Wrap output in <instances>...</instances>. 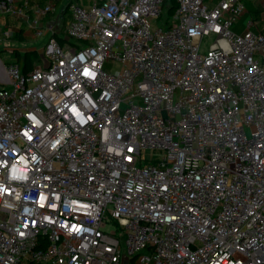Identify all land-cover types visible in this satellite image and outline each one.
I'll use <instances>...</instances> for the list:
<instances>
[{
	"label": "built area",
	"instance_id": "built-area-1",
	"mask_svg": "<svg viewBox=\"0 0 264 264\" xmlns=\"http://www.w3.org/2000/svg\"><path fill=\"white\" fill-rule=\"evenodd\" d=\"M28 7L0 0V44ZM67 9H30L43 66L0 65V264H264V34L232 31L242 2Z\"/></svg>",
	"mask_w": 264,
	"mask_h": 264
},
{
	"label": "crops",
	"instance_id": "crops-1",
	"mask_svg": "<svg viewBox=\"0 0 264 264\" xmlns=\"http://www.w3.org/2000/svg\"><path fill=\"white\" fill-rule=\"evenodd\" d=\"M28 2V16L22 19H16V18H6L1 21V27L3 28V31L12 33V36H15L17 41L22 42L20 45L21 47H18L17 45H13L11 48H6L4 42L3 44H0V52H6V61L4 64H7L8 62L13 61L12 54L13 52L17 51L19 54H24L27 52H34L39 46L40 50L42 49V40H36L32 36V26L30 25L31 21V14L30 9L34 6H45V5H53L54 6V12L49 14L46 17L47 22H53L58 19L63 18L64 16L68 15L67 12L65 13V8L69 4H76L81 7H88L94 0H26ZM242 4L244 5V12L240 16V18L233 24L232 31L235 34H243L246 31H251L255 34H264V0H240ZM205 4L209 7L214 6L217 3V0H204ZM65 13V14H64ZM15 23H18L21 25L20 27H17ZM21 36V37H20ZM10 37V38H11ZM9 38V39H10ZM24 40V41H23ZM29 41V46L28 43ZM34 41H38L39 44L37 47H34L33 43ZM19 42H13L14 44H17ZM24 42V43H23ZM35 66H38L37 63H35ZM5 83V81H4Z\"/></svg>",
	"mask_w": 264,
	"mask_h": 264
},
{
	"label": "rangeland",
	"instance_id": "rangeland-1",
	"mask_svg": "<svg viewBox=\"0 0 264 264\" xmlns=\"http://www.w3.org/2000/svg\"><path fill=\"white\" fill-rule=\"evenodd\" d=\"M66 17H68V15ZM15 24H16L17 27H20L21 26L18 23H15ZM17 39L18 38H16L15 36H13L10 39H8L7 40V43L5 44L6 48H11V47H13V45H15V46L17 45L18 47H21L22 45H20V43H22V42L17 41ZM213 39L214 38H213L212 35L207 36V37H204L203 40H202V42H201V50L202 51L206 50L208 48V46L210 45V43L213 42ZM13 42H19V43L14 44ZM37 42L38 41H34V43H33L34 47H37L39 45ZM26 43H28V45H25V46L28 47L29 46V41H27ZM5 53L6 52H0V65L4 64L5 61H6L5 60L6 59V54ZM31 54H35V57H33V59H32L34 61L33 63H37L38 66H43L44 61L42 59H40V54H42V52L40 50V46L36 50H34V52L31 53ZM103 68H104V70L106 72H109L110 70L116 68V66L113 65V64L107 63V64H105L103 66ZM0 85L7 86V83H1L0 82ZM141 157H142V159L150 160L151 157H152V152L150 150H143L141 152Z\"/></svg>",
	"mask_w": 264,
	"mask_h": 264
},
{
	"label": "trees",
	"instance_id": "trees-1",
	"mask_svg": "<svg viewBox=\"0 0 264 264\" xmlns=\"http://www.w3.org/2000/svg\"><path fill=\"white\" fill-rule=\"evenodd\" d=\"M171 5H173L172 2H171ZM67 8H68V6L65 8V13L68 10ZM59 41H60V43L62 42V40H59ZM31 53H33V52H27L24 54H19L17 51H15L12 54L13 61H11V62L17 63L20 66L21 71L23 73H27L33 68V66L35 64V63H33L34 61L32 60L33 57H35V54H31ZM8 63H10V62H8Z\"/></svg>",
	"mask_w": 264,
	"mask_h": 264
},
{
	"label": "water",
	"instance_id": "water-1",
	"mask_svg": "<svg viewBox=\"0 0 264 264\" xmlns=\"http://www.w3.org/2000/svg\"><path fill=\"white\" fill-rule=\"evenodd\" d=\"M5 83H7V80L5 81Z\"/></svg>",
	"mask_w": 264,
	"mask_h": 264
}]
</instances>
